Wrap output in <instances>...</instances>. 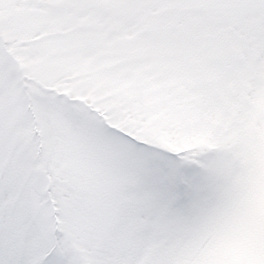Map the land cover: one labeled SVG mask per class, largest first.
<instances>
[{
    "label": "snow or ice",
    "instance_id": "obj_1",
    "mask_svg": "<svg viewBox=\"0 0 264 264\" xmlns=\"http://www.w3.org/2000/svg\"><path fill=\"white\" fill-rule=\"evenodd\" d=\"M0 264H264V0H0Z\"/></svg>",
    "mask_w": 264,
    "mask_h": 264
}]
</instances>
